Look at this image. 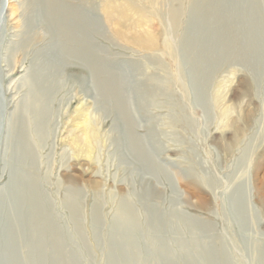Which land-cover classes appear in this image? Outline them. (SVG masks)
<instances>
[{
    "label": "rangeland",
    "instance_id": "374dc122",
    "mask_svg": "<svg viewBox=\"0 0 264 264\" xmlns=\"http://www.w3.org/2000/svg\"><path fill=\"white\" fill-rule=\"evenodd\" d=\"M8 1L0 21V264H264V29L261 53L233 56L253 17L264 20V0H233L223 31L216 21L189 25L185 2L171 35L177 63L137 44L151 37L164 52L153 13L101 11L94 0L98 10L87 17L102 26H89V39L120 84L130 126L85 63L56 60L66 39L49 31L38 0ZM199 54L203 79L193 69ZM39 69L46 91L36 111L27 79ZM16 129L27 131L28 157ZM127 210L132 219H123ZM32 212L46 218L42 236Z\"/></svg>",
    "mask_w": 264,
    "mask_h": 264
},
{
    "label": "bare ground",
    "instance_id": "6f19581e",
    "mask_svg": "<svg viewBox=\"0 0 264 264\" xmlns=\"http://www.w3.org/2000/svg\"><path fill=\"white\" fill-rule=\"evenodd\" d=\"M7 1L8 0H4L3 5L0 7V21L4 17L5 3ZM69 1L72 2V5L68 3ZM76 1L78 0H38V3L40 4V9L38 10L41 12L42 15L41 17L42 18L44 17L43 18L44 22L46 21L48 23L49 31L52 32V34L54 35L55 34L58 35L59 30H61V32L59 33V37L64 40L66 39L65 45H58L59 55L58 56L55 55V58L56 60H61V62L69 58L71 59L75 58L85 63L93 72V75L96 78V83L99 86L100 93L103 94V96L106 97L109 96L112 99L114 98L116 100L117 106L119 108V111L123 119H125L128 126H130L131 120L128 117L127 110L122 101L120 84L107 71L106 69L107 63L99 57V53L93 47L92 42L89 39V33L87 28H89V26L96 27L97 26L96 23H98L99 26H102L101 21L94 22L92 20H88L89 18L87 17V13L90 12L91 10H96V9L98 10V8H95L96 7L95 1L79 0L81 2L79 4V7H76L77 6L75 4ZM12 2L17 3L19 2V0H13ZM185 2L190 3L189 10L191 17L189 20V25L197 28L199 27V29L201 25L204 26L207 23L216 21L218 24H220L219 30L223 31V29L228 27V24L231 23V18L234 17L235 15L234 13L235 8L234 10L230 9V7H233L235 5L232 4L233 0L232 1L229 0H134L132 2L131 1L122 2L119 0H102V2L99 3V5L100 7H102L101 11L117 8L125 11H131L132 13L135 14H137L138 12L139 13L147 12L149 14L153 13V15L156 18L158 17V20L162 25V29L164 30V37H163L164 39L163 43L165 46L164 52H160L157 49H155L157 48V45L155 44V40L151 37H146L143 42H137V44H140V46L143 47L145 51H157L156 52L157 56H164L165 54H167L170 56L171 60L174 61V63H177L178 54L176 53L175 47L173 46L171 35L174 32V30L176 33L181 28V20L183 18V6ZM140 3H147V7H145V5H140ZM136 8L137 9L142 8V9L141 11H138ZM165 8H167V10H165ZM253 18L254 20L250 27L251 29L250 30L248 29L249 31L245 35L246 38L245 44L240 46L241 48L235 55L233 54L235 60L237 61H247L250 58V56L252 57V55H254L253 53H255V51L258 50L257 49L258 42H256V38L260 32H263L264 20L259 19L260 18L259 13H257V15ZM25 36L26 38L22 43L23 45L22 47L23 49H28L32 41V36L29 33L26 34ZM219 37L221 38L219 41V45L221 46L223 51L224 48L229 47L225 39L226 31L222 35L219 34ZM117 38H122V37L119 35ZM194 48H195L194 40L183 42L182 51L184 53H187L189 55L191 52L194 51ZM192 61L194 64L193 66L194 71H196L197 74H200L199 76L203 79L205 77L206 71L204 70L205 68H201V67L203 65L206 67L207 59H204L203 57L201 58L199 54L198 57L193 59ZM209 65L212 66L213 64H209ZM213 67L214 66L207 67V69L209 70L210 68L212 69ZM40 70L41 69H39L36 73L33 74V72L35 71L34 69L33 72L30 73L31 75L27 79L28 85H30V88L32 90L31 99L33 98L34 100L36 99L35 101L36 111L39 109L38 106L40 105V96L43 94L45 90V79L42 80V76H41L42 71L40 72ZM31 99H30V103H31ZM32 104L33 103L29 104V109L32 107ZM36 111L34 110L35 113ZM38 115L39 116L37 117V119L39 120L41 118V114L39 113ZM229 124H231V122ZM232 124H233L232 127L234 126V128L236 129L240 128V125L237 120L234 121ZM240 131L242 132L241 129ZM241 132L240 133L238 132V134H241ZM17 141L19 147L22 150L23 155L25 157L30 156L32 154V150L30 148L26 130L25 131L20 129L17 130ZM131 145L133 149L136 150V152L138 151L142 154L143 151L140 148V144H138V141H136V139L133 136L131 138ZM88 147H90V145H88ZM145 157H147V155ZM72 208L76 213L78 212L75 202L72 204ZM123 213H124V215L122 216L123 219L128 220L134 217V214L131 210L123 211ZM31 218H32V222H33L32 224L34 226V230L39 234V236H42L44 232H47L48 228L40 227L41 222L46 223V218L42 213L41 215H39L35 212H32Z\"/></svg>",
    "mask_w": 264,
    "mask_h": 264
}]
</instances>
